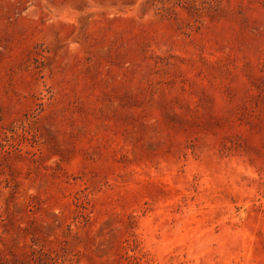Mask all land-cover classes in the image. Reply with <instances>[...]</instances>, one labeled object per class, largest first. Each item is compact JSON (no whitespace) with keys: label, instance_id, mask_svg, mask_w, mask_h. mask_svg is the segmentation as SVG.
Listing matches in <instances>:
<instances>
[{"label":"rangeland","instance_id":"obj_1","mask_svg":"<svg viewBox=\"0 0 264 264\" xmlns=\"http://www.w3.org/2000/svg\"><path fill=\"white\" fill-rule=\"evenodd\" d=\"M0 264H264V0H0Z\"/></svg>","mask_w":264,"mask_h":264}]
</instances>
